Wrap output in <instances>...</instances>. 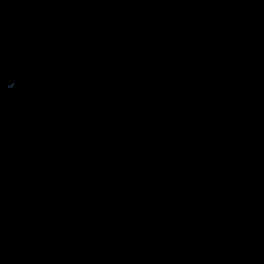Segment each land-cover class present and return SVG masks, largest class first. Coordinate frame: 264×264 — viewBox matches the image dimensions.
I'll return each mask as SVG.
<instances>
[{
  "label": "water",
  "instance_id": "1",
  "mask_svg": "<svg viewBox=\"0 0 264 264\" xmlns=\"http://www.w3.org/2000/svg\"><path fill=\"white\" fill-rule=\"evenodd\" d=\"M0 264H264V0H0Z\"/></svg>",
  "mask_w": 264,
  "mask_h": 264
},
{
  "label": "clouds",
  "instance_id": "2",
  "mask_svg": "<svg viewBox=\"0 0 264 264\" xmlns=\"http://www.w3.org/2000/svg\"><path fill=\"white\" fill-rule=\"evenodd\" d=\"M15 63H16V61H15V59H13V67H15ZM18 76H19L18 72L13 74V78L11 80V83H8L6 85L8 90H14L16 88V86L18 84V79H17Z\"/></svg>",
  "mask_w": 264,
  "mask_h": 264
}]
</instances>
